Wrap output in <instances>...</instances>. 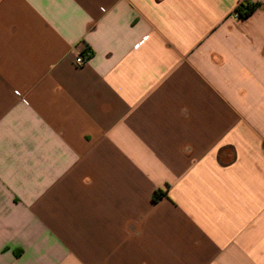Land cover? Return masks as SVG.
Returning <instances> with one entry per match:
<instances>
[{"label": "crops", "instance_id": "crops-1", "mask_svg": "<svg viewBox=\"0 0 264 264\" xmlns=\"http://www.w3.org/2000/svg\"><path fill=\"white\" fill-rule=\"evenodd\" d=\"M0 264H264V0H0Z\"/></svg>", "mask_w": 264, "mask_h": 264}, {"label": "trees", "instance_id": "trees-1", "mask_svg": "<svg viewBox=\"0 0 264 264\" xmlns=\"http://www.w3.org/2000/svg\"><path fill=\"white\" fill-rule=\"evenodd\" d=\"M258 3H251L249 1H242L235 7V12L239 18L249 17L257 8ZM166 196V192L162 190H155L152 194L153 201H158Z\"/></svg>", "mask_w": 264, "mask_h": 264}, {"label": "built area", "instance_id": "built-area-1", "mask_svg": "<svg viewBox=\"0 0 264 264\" xmlns=\"http://www.w3.org/2000/svg\"><path fill=\"white\" fill-rule=\"evenodd\" d=\"M88 56L87 53H85L84 55H80L78 56L76 59H75V63L78 65V66H81L84 64V58Z\"/></svg>", "mask_w": 264, "mask_h": 264}]
</instances>
